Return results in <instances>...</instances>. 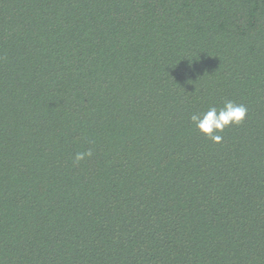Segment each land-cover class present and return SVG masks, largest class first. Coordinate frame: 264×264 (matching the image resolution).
I'll list each match as a JSON object with an SVG mask.
<instances>
[{"label":"trees","instance_id":"16d2710c","mask_svg":"<svg viewBox=\"0 0 264 264\" xmlns=\"http://www.w3.org/2000/svg\"><path fill=\"white\" fill-rule=\"evenodd\" d=\"M0 264H264V0H0Z\"/></svg>","mask_w":264,"mask_h":264},{"label":"clouds","instance_id":"9594fccd","mask_svg":"<svg viewBox=\"0 0 264 264\" xmlns=\"http://www.w3.org/2000/svg\"><path fill=\"white\" fill-rule=\"evenodd\" d=\"M247 111L246 106L243 104L238 105L229 100L219 110L212 107L206 113L192 114L190 119L201 133L208 136L213 142L218 143L221 137L216 135V133L222 132L231 125L241 124L246 118ZM90 155V150L88 152H80L75 155L74 159L79 162Z\"/></svg>","mask_w":264,"mask_h":264}]
</instances>
